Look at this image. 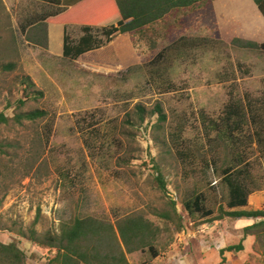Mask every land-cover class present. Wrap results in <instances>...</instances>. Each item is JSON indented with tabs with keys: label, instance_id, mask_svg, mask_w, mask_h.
Segmentation results:
<instances>
[{
	"label": "rangeland",
	"instance_id": "374dc122",
	"mask_svg": "<svg viewBox=\"0 0 264 264\" xmlns=\"http://www.w3.org/2000/svg\"><path fill=\"white\" fill-rule=\"evenodd\" d=\"M199 8L133 34L117 33L73 61L62 57L61 46L43 49L21 31L57 7L0 0V113L9 119L0 124V242L19 247L24 264H47L51 249L19 231L28 237L34 230L44 241L77 218L115 224L130 216L157 229V256L137 251L127 255L129 264H264L252 251L254 238L246 251L227 252L221 262L219 250L241 238L229 234L234 219L214 220L221 208L227 211L228 189L207 169L213 160L219 167L245 164L251 184L260 187L250 201L262 197L257 207L264 210V51L217 39ZM67 33L76 42L82 31ZM94 33L105 40L99 29ZM7 64L11 70L2 69ZM231 101L245 111L250 106L247 114L256 119L233 140L222 134ZM35 109L46 115L13 120ZM200 193L214 211L210 217L183 208Z\"/></svg>",
	"mask_w": 264,
	"mask_h": 264
},
{
	"label": "trees",
	"instance_id": "16d2710c",
	"mask_svg": "<svg viewBox=\"0 0 264 264\" xmlns=\"http://www.w3.org/2000/svg\"><path fill=\"white\" fill-rule=\"evenodd\" d=\"M40 1L56 7L62 2L61 0ZM213 1L215 0H114V5L117 8L116 14L106 17L96 25H86L87 23H82L77 15L73 16L74 14L70 12L72 16L69 17L70 22L68 24L82 25L83 36L75 44L71 43L68 37L65 36L62 55L64 58L74 61L81 55L100 49L104 44L111 42L115 33H136L168 18L170 14L180 13V11L193 8V6H201L199 11L202 15V22L209 29H213L215 37L219 39L212 5ZM252 1L264 15V0ZM60 11L61 9L57 7L56 13L42 14L35 23L22 27L21 30L26 40L30 44L39 45L43 49H47L46 20L57 15ZM94 27L102 32L105 37L104 41L95 39L91 34ZM231 45L264 51V44H257L242 39L234 38L231 41ZM161 57L162 54L158 53L155 58ZM2 69L11 70L12 65H4ZM23 83L28 88L31 87L26 79L23 80ZM20 104L19 106H22L23 102L21 101ZM247 109L251 111L250 106ZM249 111L242 109L237 102L231 101L226 106L222 119V134L224 137L233 140V134L237 130L242 129L245 124L249 122L256 124L254 115L252 113L247 114ZM138 112L142 122L144 119L142 116L143 109L138 108ZM155 112L158 115V122L163 123L165 116L162 114V110L156 107ZM45 115L43 110L35 109L15 115L13 120L17 123H21L22 120L32 122L42 119ZM8 121L9 119L6 115L1 112L0 124H7ZM262 132L264 134V131ZM254 135L257 144L262 146L261 132L255 130ZM2 152L4 151H2L0 146V153ZM244 166L245 164L242 167L234 165L219 167L216 160L210 161L207 165L208 170L211 169L213 173L222 176L221 181L227 186L228 196L225 206L228 210L246 207L250 194L260 190V187L251 184L252 180L248 175L247 168ZM157 182L161 191L165 192L166 189L160 174H157ZM206 201L205 195L200 193L194 196L192 200L184 201L183 208L189 215L198 214L201 217H210L214 211L205 205ZM223 218H250L258 219L259 221L243 229V236L237 244L229 245L219 251L222 263L224 262V252L239 253L243 251L242 242L247 236L254 238L252 246L254 254L264 256V210L224 211L221 208L219 216L215 217L214 220ZM156 232L157 229H154L142 216H130L119 219L115 224L92 217L77 218L70 224L60 225L59 232L48 235L44 241L38 237L34 230L30 231L28 237L22 231L17 234L26 241H30L40 247H46L51 249V251L54 250L55 252L51 254L47 264H129L127 255L137 251L143 253L148 250L154 258L157 256L152 247ZM24 261V253L14 243L4 244L0 242V264H24Z\"/></svg>",
	"mask_w": 264,
	"mask_h": 264
},
{
	"label": "crops",
	"instance_id": "0c3cea01",
	"mask_svg": "<svg viewBox=\"0 0 264 264\" xmlns=\"http://www.w3.org/2000/svg\"><path fill=\"white\" fill-rule=\"evenodd\" d=\"M61 1L62 2L60 3V5L57 6L59 9H61V11L57 15L49 17L46 20L47 50L50 51L52 49H55V47L57 46H61L60 47L61 55H62V47L65 36H67L68 39L73 44H75L78 41V39L83 36V32H82L79 35L76 42H74V40H72V38H70V36L68 35L67 33L68 29L74 30V28H79L82 31L81 29L82 25L68 24L70 22L69 17L72 16L70 14L73 13L74 14L73 16L77 15V17L80 18V21L82 23H87L86 25H92V24L96 25L102 22V20L105 19L106 17L114 15L117 12V8L114 5V0H61ZM212 5L214 10L216 26L218 27L219 30L218 34L219 37H221V39L232 40L236 38V39L255 42L257 44H264V15L260 12L256 4L252 0H215L213 1ZM53 12L56 13V10ZM147 28H150V26H148ZM94 30H98V28L96 29L94 27L91 34L94 36L95 39L100 40L99 37L95 36L96 34L94 33ZM116 34L117 33L113 35V39ZM113 39L111 40V42L113 41ZM111 42H109L108 44H110ZM255 197H253L252 201H250V196L248 197V204L246 207L235 208L232 210L227 209V211L262 210L258 208L260 207L261 202L263 200L262 197H258V196ZM227 219H231V218H227ZM258 221H259L258 219H250V218L234 219L233 223L235 224L236 227H234L235 229L234 232L230 231L229 234L232 235V233H235L238 238H242L243 229L246 226H249L253 223H257ZM244 243L246 244V246H244ZM252 243H253V237L247 236L243 241V250L246 251L248 247H251ZM226 253L227 252H224L223 254L224 259L226 258L225 257ZM237 254L239 253H236V255L235 254L232 255L237 257L238 256ZM225 260L228 261V259Z\"/></svg>",
	"mask_w": 264,
	"mask_h": 264
},
{
	"label": "built area",
	"instance_id": "2783aa9c",
	"mask_svg": "<svg viewBox=\"0 0 264 264\" xmlns=\"http://www.w3.org/2000/svg\"><path fill=\"white\" fill-rule=\"evenodd\" d=\"M54 252H55V251H54V250H52V251H51V254H54Z\"/></svg>",
	"mask_w": 264,
	"mask_h": 264
}]
</instances>
